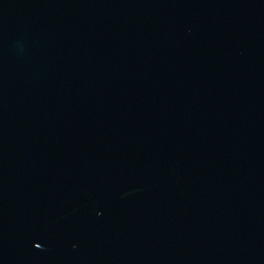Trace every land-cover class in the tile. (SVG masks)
Segmentation results:
<instances>
[{"label":"water","instance_id":"water-1","mask_svg":"<svg viewBox=\"0 0 264 264\" xmlns=\"http://www.w3.org/2000/svg\"><path fill=\"white\" fill-rule=\"evenodd\" d=\"M0 264H264V0H0Z\"/></svg>","mask_w":264,"mask_h":264},{"label":"snow or ice","instance_id":"snow-or-ice-1","mask_svg":"<svg viewBox=\"0 0 264 264\" xmlns=\"http://www.w3.org/2000/svg\"><path fill=\"white\" fill-rule=\"evenodd\" d=\"M36 247H37V248H39V247H40V245H39V244H37V245H36Z\"/></svg>","mask_w":264,"mask_h":264}]
</instances>
